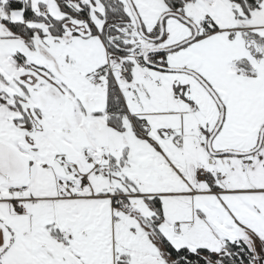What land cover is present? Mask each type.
<instances>
[{
	"label": "snow or ice",
	"instance_id": "snow-or-ice-1",
	"mask_svg": "<svg viewBox=\"0 0 264 264\" xmlns=\"http://www.w3.org/2000/svg\"><path fill=\"white\" fill-rule=\"evenodd\" d=\"M0 264H264V0H0Z\"/></svg>",
	"mask_w": 264,
	"mask_h": 264
}]
</instances>
